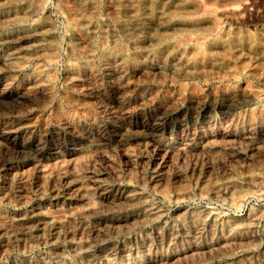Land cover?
Returning a JSON list of instances; mask_svg holds the SVG:
<instances>
[{
	"label": "bare ground",
	"instance_id": "6f19581e",
	"mask_svg": "<svg viewBox=\"0 0 264 264\" xmlns=\"http://www.w3.org/2000/svg\"><path fill=\"white\" fill-rule=\"evenodd\" d=\"M46 1L0 0V204L15 206H0V264H264V209L187 205L264 198V104L235 84L264 81V35L223 27L197 0ZM62 42L63 99L107 120L54 103ZM195 78L225 84L182 81ZM48 109L41 132L26 116Z\"/></svg>",
	"mask_w": 264,
	"mask_h": 264
},
{
	"label": "rangeland",
	"instance_id": "374dc122",
	"mask_svg": "<svg viewBox=\"0 0 264 264\" xmlns=\"http://www.w3.org/2000/svg\"><path fill=\"white\" fill-rule=\"evenodd\" d=\"M53 1H55V0H50V1L47 0L46 1V3H48L47 5L49 7H51L50 8L51 10H54L55 9L54 2ZM101 1L104 2V0H101ZM191 1H194V0H191ZM197 1L198 2L200 1V3L197 4V6L194 5L195 6V10H200L203 13L210 14V16H212V18L213 17L215 19L217 18L216 21L218 20V21L224 23V25H222L223 27L230 26L233 30L237 29V31L241 35H247V34L259 35V33H262L264 35V0H197ZM51 3H52V5H51ZM226 3H232V4H234V6L236 7L235 10H238L240 12V14H238V16H236L237 17L236 19L231 18V19H228V20H224L221 15L219 16L216 13V11L217 10H220L221 6L223 4H226ZM235 3H236V5H235ZM239 3H240V5H239ZM204 9H205V11H202ZM241 10L243 11V13H242ZM208 11H210V12H208ZM242 14H243V16H242ZM250 16H251V18H250ZM54 17L57 19V22L58 23L63 24L62 23L63 22L62 18H59L57 16H54ZM252 19H254L255 21L252 20ZM258 19H259V21H258ZM233 21H234V23H233ZM62 32H63V30L61 29V34H62ZM186 40H188L187 37H186V39L184 38L183 41L185 42ZM61 46L62 47H60V49L62 48V51L60 50V59H59L60 62L58 61L56 63V65L54 66V76H53L54 92H55L54 93L55 94L54 103L55 104H60V106H62L69 114H71L73 116L78 115V113L80 111L84 110L85 112H89L90 114L95 115L97 118H99V119H101L103 121L107 120V117H108L107 114L106 113H102L101 111H99L98 109H96L95 105H90V106H84V105L83 106H77V105H73V103H69L68 101H66V100L63 99V92H65V89H69V84L66 81L65 70H64L65 69V65L63 63L64 59L67 56L66 55V45L62 42L61 43ZM241 76L238 78V80L236 81L235 84L247 83L249 85L252 84L253 86H256L255 88L259 90V93H260V95L262 97L261 103L264 104V81L262 79H260L259 77H257L256 75L249 74V73L242 74ZM182 81H184V83H187V84L193 82V83H195L200 88V90H207V89H210V88H217V87L225 84V81L224 80H217V79L216 80H213V81H202L200 79L195 78L192 81H189V80H182ZM218 82H220V83H218ZM172 87L173 86H169V89L172 88ZM51 109H53V108H51ZM51 109L46 110V112L43 111V112L30 113V114H28L26 116V118H28L29 120L31 119L32 121H34L35 122L34 126H36L37 128H39L40 131L43 132L44 131V127L41 128L42 123H46V124H48L49 122L51 123L52 120H54V117H56L55 115L57 113L55 112V110L53 111ZM49 110H51V111H49ZM218 117H220L219 114H217V117L216 118H218ZM37 123H39V124H37ZM1 182H2V179H0V186H1ZM49 195L50 194H45L41 198V201L42 202H48L49 199H51V195L50 196ZM150 195H151V197L154 200L161 201V198L159 196H156V195H154L152 193H150ZM196 199H194V200H192L190 202H187V205L188 204H189V206H196V205H200V204H202V205H208L210 207L215 208L216 210H218L219 212H221L222 214H224V215H226V216H228L230 218H232V217L233 218H237V217L239 218L242 215L246 214L247 211L249 209H251V208H262V209H264V198H261V199L247 198L245 200V202L241 206H239L237 208L234 207L229 202H226V201H222L221 202V201L210 200V199L209 200L208 199H202L201 200V199H198V198H196ZM0 206L1 207H7L10 211L11 210L12 211L15 210V208H14L15 206L13 207V206L4 205V204H0ZM176 207L177 206L175 204H168V206H167V208L170 209V210H173ZM245 209H246V211H245ZM67 210L68 209H66V208H57L56 210L55 209H50L49 210V214L50 215H54V216H58V215L64 214V212L66 214L68 212ZM74 210L75 209H73V211ZM55 211H57V212H55ZM60 211H61V214H58V212L60 213ZM62 211H63V213H62ZM263 220H264V216L260 219V221H259L260 223L258 222V224H257V226L255 228V231L258 232V233H261V230L264 227V221ZM262 248H263V245L259 243L256 246V248L253 249L250 252L252 254H254V253L256 254V253L260 252V250H262ZM45 249L46 248L44 246H42V245H38L33 250H25V251H23V250L13 249V250H11V252L9 254V259L11 257H14V256H17V257L19 256L21 258H25V257H28V256L34 254L37 250L38 251H40V250L41 251H44ZM10 261L11 260H9V262Z\"/></svg>",
	"mask_w": 264,
	"mask_h": 264
}]
</instances>
